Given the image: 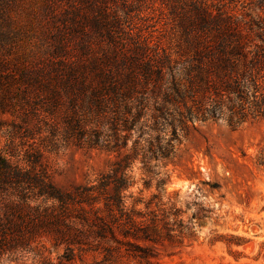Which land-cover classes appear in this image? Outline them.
Here are the masks:
<instances>
[{
	"label": "trees",
	"instance_id": "trees-1",
	"mask_svg": "<svg viewBox=\"0 0 264 264\" xmlns=\"http://www.w3.org/2000/svg\"><path fill=\"white\" fill-rule=\"evenodd\" d=\"M233 2L0 0V114L18 119L17 131L29 132L33 120L107 151L111 135L117 144L143 119L148 132L175 138L197 123L264 118V4L238 13ZM157 4L177 33L174 51L154 45L140 25L142 7ZM125 176L113 193L105 177L62 191L0 151V255L49 237L92 254L94 264H169L158 249L187 226L163 212L161 236L151 202L129 207Z\"/></svg>",
	"mask_w": 264,
	"mask_h": 264
},
{
	"label": "rangeland",
	"instance_id": "rangeland-1",
	"mask_svg": "<svg viewBox=\"0 0 264 264\" xmlns=\"http://www.w3.org/2000/svg\"><path fill=\"white\" fill-rule=\"evenodd\" d=\"M235 1L228 7L238 13L248 3L264 4V0ZM142 8L140 25L147 39L174 51L178 37L165 8L159 4ZM145 122L151 123L143 119L117 144L111 135L115 148L107 151L78 146L63 130L52 132L47 124L38 127L33 120L26 124L29 132L17 131L14 126L19 127L20 121L0 114V151L17 155L25 170L45 175L62 191L96 184L105 177L113 193L115 180L125 174L122 182L128 186L124 195L129 207L137 199L142 209L151 202L159 213L161 236L163 212L171 224L182 219L187 226L183 235L175 232L159 247L163 262L264 264V118L237 127L225 120L197 123L194 129L179 130L175 138L167 131L157 137L142 128ZM171 139L172 149L167 146ZM160 143L166 150L157 148ZM68 255L74 259L67 261ZM95 260L89 253L73 254L49 237L0 255V264H94ZM125 261L137 263L133 257Z\"/></svg>",
	"mask_w": 264,
	"mask_h": 264
}]
</instances>
